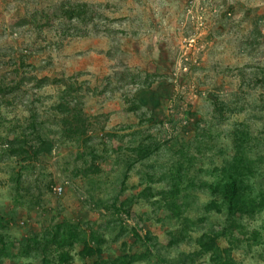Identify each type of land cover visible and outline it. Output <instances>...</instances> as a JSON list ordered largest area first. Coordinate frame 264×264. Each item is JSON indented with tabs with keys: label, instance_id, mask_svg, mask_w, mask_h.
<instances>
[{
	"label": "rangeland",
	"instance_id": "374dc122",
	"mask_svg": "<svg viewBox=\"0 0 264 264\" xmlns=\"http://www.w3.org/2000/svg\"><path fill=\"white\" fill-rule=\"evenodd\" d=\"M263 70L264 0H0V264H264Z\"/></svg>",
	"mask_w": 264,
	"mask_h": 264
},
{
	"label": "trees",
	"instance_id": "16d2710c",
	"mask_svg": "<svg viewBox=\"0 0 264 264\" xmlns=\"http://www.w3.org/2000/svg\"><path fill=\"white\" fill-rule=\"evenodd\" d=\"M61 14L67 20L74 21V20H79V21H85V18L88 17L89 15V6L87 3L84 2H77V3H69L66 6H63L61 8ZM44 81H49L48 78H44L42 82ZM258 83L264 87V70L262 72V77L258 78ZM65 107V106H62ZM76 118H79L76 116ZM220 189V187H219ZM224 191V196L225 198L230 202V212L231 214H237V211L239 209V205H241L242 201V194L240 191V188L237 183H231L229 184L226 189L222 190ZM212 205H216V203H211L210 205L206 206V209H209L211 207H214ZM243 205H241V210H243ZM241 213V212H240ZM238 213V214H240ZM78 226L71 225V224H60L58 227V232L55 235L56 239L54 240L56 243L59 242V245H68L67 242L71 241L70 244H74V242H77L81 238L80 232L78 231ZM63 232V235H62ZM68 236V237H66ZM71 239V240H69ZM38 245L41 244V242L37 241L36 242ZM200 246H201V252L204 254L207 253H212L213 255V260L215 261L216 264H235L234 261L231 259H224L222 258V253L220 252L219 247L216 245L215 240H211L207 235H204L200 239ZM69 244V245H70ZM63 247V246H62ZM62 258H66V255H63ZM142 258L133 256L129 262L126 263V259L123 260H116L117 264H133L135 262L140 261ZM43 263L47 264V258H43Z\"/></svg>",
	"mask_w": 264,
	"mask_h": 264
},
{
	"label": "built area",
	"instance_id": "2783aa9c",
	"mask_svg": "<svg viewBox=\"0 0 264 264\" xmlns=\"http://www.w3.org/2000/svg\"><path fill=\"white\" fill-rule=\"evenodd\" d=\"M58 191H59V193H61L62 192V189L60 188V189H58Z\"/></svg>",
	"mask_w": 264,
	"mask_h": 264
}]
</instances>
